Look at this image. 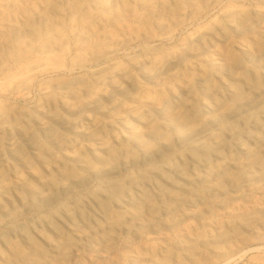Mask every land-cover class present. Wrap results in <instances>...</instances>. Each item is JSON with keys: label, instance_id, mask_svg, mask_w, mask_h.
<instances>
[{"label": "bare ground", "instance_id": "obj_1", "mask_svg": "<svg viewBox=\"0 0 264 264\" xmlns=\"http://www.w3.org/2000/svg\"><path fill=\"white\" fill-rule=\"evenodd\" d=\"M260 241L264 0H0V264Z\"/></svg>", "mask_w": 264, "mask_h": 264}, {"label": "rangeland", "instance_id": "obj_2", "mask_svg": "<svg viewBox=\"0 0 264 264\" xmlns=\"http://www.w3.org/2000/svg\"><path fill=\"white\" fill-rule=\"evenodd\" d=\"M211 17H214V16H211ZM230 36L234 37L233 34H230ZM135 244H138V242L135 241ZM246 251H247L246 255L241 260L231 262L230 264H256L258 259H264V242H261V241L256 242L250 245L248 248H246ZM220 264H223V263H220Z\"/></svg>", "mask_w": 264, "mask_h": 264}]
</instances>
